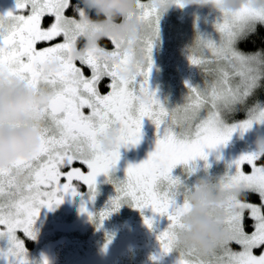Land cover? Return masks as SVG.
I'll list each match as a JSON object with an SVG mask.
<instances>
[{
	"label": "snow or ice",
	"instance_id": "snow-or-ice-1",
	"mask_svg": "<svg viewBox=\"0 0 264 264\" xmlns=\"http://www.w3.org/2000/svg\"><path fill=\"white\" fill-rule=\"evenodd\" d=\"M140 3L141 27L135 42L144 62L129 78L122 73L134 53L126 41L115 37L100 41L102 50L120 57V63L98 57L96 49L86 51L78 60L68 55L74 45H83L81 37L86 31L98 30V26L82 19L84 10H77L72 0H16L15 13L9 10L0 15V84L7 73L29 88H44L51 94L48 104L38 109L42 127L35 150L29 157L17 158L7 168H0V239L7 241L0 248V264H30L17 232L35 239L33 225L40 209L59 206L66 194L78 195V184L86 185L89 199H94L96 177H107L115 168L121 147L139 142L145 118L157 129L154 150L142 162L129 164L124 179L107 181L113 183L116 193L110 200L111 207L94 214L81 204L79 211L87 214L90 222L95 221L97 229L122 203L165 217L167 227L156 239L161 256L177 252L176 264H264L261 156H240L233 161L234 173L217 179L220 190L239 189L245 198L223 209L227 240L204 257L194 249L178 250L174 245L179 218L189 206L184 198L187 187L171 175L177 165H185L191 173L194 169L187 166L197 159L206 160V150L225 145L238 130L242 134L254 123H264V108L257 107L249 110L246 120L231 126L221 119L222 113L243 103L264 78V52L244 53L236 48L238 41H246L255 32L257 23H264V9H253L245 3L232 12L219 13L214 25L219 41L198 36L187 50L189 63L204 77L203 84L186 83L183 103L169 109L148 87L161 14L151 0ZM173 4L184 8L182 0H173ZM70 7L76 16L66 15ZM53 59L59 62V69L45 72L43 65ZM101 85L106 92L101 91ZM106 130L115 133L110 151L100 148ZM244 165L249 172L243 170ZM248 193L256 194L259 203L249 201ZM232 208L237 211L232 212ZM144 224L151 230L153 219L145 217ZM110 242L111 237L106 236L104 247ZM41 264H48L47 258L42 257Z\"/></svg>",
	"mask_w": 264,
	"mask_h": 264
},
{
	"label": "rangeland",
	"instance_id": "rangeland-1",
	"mask_svg": "<svg viewBox=\"0 0 264 264\" xmlns=\"http://www.w3.org/2000/svg\"><path fill=\"white\" fill-rule=\"evenodd\" d=\"M15 2L16 0H7L6 8L16 12L17 9L15 8ZM184 8L185 9L183 10L185 11L184 14H181V20H178L173 16L168 20L162 16V14L160 15L159 38L154 42L151 53L152 60L153 58H164L168 64H163L162 68L163 66H167L171 69V66L172 71H175L176 73L174 78L168 77L166 79L164 78L162 81V88L167 90L166 94L162 96V101H160L161 97H157V99L169 109L183 103L184 97L188 91L184 82L187 76L189 78V85L198 86L203 84L204 77L198 67L189 63L187 59V50L193 45L198 36L202 38H211L217 42L219 41V33L216 32L214 28L219 16L218 12L211 10L208 7L198 8L196 6H187ZM79 9H83L86 15L90 10L84 8L82 5ZM25 14L27 13L25 12ZM66 15L70 17L76 16L70 14ZM50 20L51 18H49V22ZM259 24L264 25V23H257L256 25ZM237 43L236 48L244 53L256 52H246L241 50ZM263 82L264 78H261L258 81L257 86L252 89L250 95L243 103L235 105L232 111H225L222 113L221 119L224 124L231 126L246 120L249 115V110L253 107L264 108V96L255 100L257 97H260L261 94L264 95ZM169 89L173 90L169 92ZM261 133H264V123H254L251 128L242 134L239 130L234 132L228 142L230 143L232 140L236 143L239 142L238 145H241L240 147H242L243 155L255 153L253 151L252 141L257 134ZM234 154L238 155V153ZM261 158L262 156L260 159ZM217 159L220 163L225 164L210 168V170L192 171L191 173L188 171H180L177 176L185 187L191 188L194 181L199 178L217 180L219 177L225 175V173H234L235 169L228 167V165L231 166V161L227 159L226 156L218 154ZM213 160V158L208 157L206 160L197 161L195 163V168L198 169L195 170H202L200 167L203 166L205 168V165H207L206 168L212 167L211 164H213ZM227 160L229 163H227ZM124 177L125 171H110L107 177L104 174H100L96 177V194L94 199H89V190L86 185L78 184L76 185L78 195H64L63 202L59 206H53L51 210L42 207L40 209L39 216L36 218L33 225V231L36 233L35 239H33V245L35 246L32 250L26 249L27 258L30 264H41L43 254H48V252L53 253V249L56 250V253H69L71 256L78 253L76 249H80V253H82L84 251L83 245H87L88 247H91L92 245L97 246L100 244L97 239L98 236L100 237L101 234L112 236L111 234L114 232L118 233L117 231L133 224L140 215H143V212L147 210V208L138 210L130 206L128 203H122L117 211L111 213L103 221L102 227L97 229L96 222H90L87 214L79 211L81 204L84 205L88 212L94 214L104 210L105 208L111 207L110 200L116 195V193L113 183L107 181L109 179L122 180ZM177 199L182 200L180 197ZM20 233L22 232H17V236ZM77 237H79L76 240L78 243L75 241V238ZM105 239L106 238H104V240ZM6 244L7 241L5 239H0V248L5 247ZM232 247L234 249L238 248L236 245H233ZM29 248L31 249L32 246ZM254 252L258 254L259 250L254 249ZM148 255L149 253H147L146 250L134 253L132 257L133 263L131 262V264H158L162 260H165V263L159 264H176L178 257V254L175 251L163 256L157 255L156 257H158V259L156 260L159 261L147 259Z\"/></svg>",
	"mask_w": 264,
	"mask_h": 264
},
{
	"label": "clouds",
	"instance_id": "clouds-1",
	"mask_svg": "<svg viewBox=\"0 0 264 264\" xmlns=\"http://www.w3.org/2000/svg\"><path fill=\"white\" fill-rule=\"evenodd\" d=\"M184 7H208L218 13L232 12L247 3L253 9H264V0H182ZM84 8L94 12L96 19L85 16L82 19L98 26L99 30H88L81 37L82 46H73L68 55L73 60L81 58L86 51L96 49V54L109 62L120 63V57L112 56L102 50L100 41L106 37H115L127 42L134 53L133 58L124 67V78L137 74L136 66L143 64L135 42L137 30L141 27L140 0H78ZM152 6L160 14L172 7L173 0H151ZM59 62L49 60L43 65L45 72H55ZM0 84V168H7L20 157H29L40 141L42 121L38 109L46 106L51 94L44 88H29L20 80L9 77L7 73ZM24 121L19 126L17 122ZM115 133L106 130L100 142L102 151H110ZM253 151L264 156V133L257 134L252 141ZM17 176L22 173L17 172ZM239 189L220 190L218 180L199 178L191 188H187L184 198L188 209L179 218V227L175 231L174 245L178 250L194 249L204 257L214 246L227 240L223 231V209L233 201L242 198ZM232 212L237 209L232 208Z\"/></svg>",
	"mask_w": 264,
	"mask_h": 264
},
{
	"label": "flooded vegetation",
	"instance_id": "flooded-vegetation-1",
	"mask_svg": "<svg viewBox=\"0 0 264 264\" xmlns=\"http://www.w3.org/2000/svg\"><path fill=\"white\" fill-rule=\"evenodd\" d=\"M6 1L7 0H0V15H3L5 12L9 11L6 8ZM72 5H74L77 10L81 6V4L78 3V0H72ZM183 9L185 8L179 9V7L173 5L165 13H163L162 16H164L168 20L172 16L178 20H181V14H184L185 11ZM66 14L76 15L77 13L73 10L72 7H70L67 10ZM87 16L91 17L92 19H96L95 14L92 10H89ZM104 43L110 47V44H108L107 41H105ZM163 64H168V62H166L164 58H153L152 69L148 78L149 90L155 92L156 98L161 97L160 101H162V96H164L167 92L166 89L162 88V81L164 80V78H174L176 76V73L175 71H172L171 66V69H169L167 66H163L162 68ZM188 79L189 78L187 76L184 80L185 84L189 83ZM105 83H107V81ZM172 90L173 89H169V92H171ZM101 91H107L104 85H101ZM156 139V127L149 119L145 118L142 121L141 138L139 142L135 146L129 145L120 148V159L118 160L115 168L111 171H125L129 164H137L142 162L147 158L148 154L154 150ZM238 143L232 140L230 141V143L227 142L225 145L217 146V148L215 149L206 150L208 153L207 158L211 157L214 159L212 162L213 164H211L212 167L204 168L202 166L200 167V169L202 170H195L198 169L195 168V163L201 159L190 162L187 167L193 168L194 171H203L210 170V168H214L219 165H224L225 163H220V161L217 159L218 154H223L227 157V159L231 161V166L228 165V167H232V169H235L233 161L237 160L240 156L243 155L242 147H240L241 145H238ZM234 153H238V155H235ZM227 163H229L228 160ZM78 165L79 164H77V166ZM243 170L245 172H249L250 169L247 165H244ZM180 171H186V166L177 165L172 170L171 175L178 178L177 174ZM177 200L178 202H182V200ZM252 203L258 204L259 202ZM145 217H151L153 219V227L151 230H149L148 227H146V225L144 224ZM248 223L250 224L251 221H248ZM167 224L168 220L165 217L158 216L152 213L150 209H147L143 212V215H140L133 224L122 228L120 231H117L118 233L114 232L113 234H111L112 236H114L116 233L114 237L110 236L112 237L111 242L107 244L106 248L104 247L106 242V239L104 240V238H106V235L101 234L100 237L102 239L99 236L97 238L100 244L97 246L92 245L91 247L83 245L84 251L82 250V253H80V249H76L78 253L71 256L69 255V253H56V250L53 249V253L48 252V254H43V257L47 258L48 264H131L134 253L141 250H146V252L149 253L147 259H151L152 257L160 255V248L156 236L160 231H163L167 227ZM18 236L24 241L25 249L32 250L34 248L35 245H33V239H26L27 237L25 238L22 233L18 234ZM78 238L79 237L75 238V241ZM76 242L78 243V241ZM30 246H32L31 249L29 248ZM164 261L165 260H162L159 263H165Z\"/></svg>",
	"mask_w": 264,
	"mask_h": 264
},
{
	"label": "trees",
	"instance_id": "trees-1",
	"mask_svg": "<svg viewBox=\"0 0 264 264\" xmlns=\"http://www.w3.org/2000/svg\"><path fill=\"white\" fill-rule=\"evenodd\" d=\"M237 45L241 50H244L246 52L257 51V50L264 52V25H260V24L256 25L255 32L251 34L246 41H238ZM263 96L264 95L261 94L260 97H257L256 99L255 98L254 99L257 100L258 98H261ZM259 162L264 163V156H262ZM242 197L245 198L243 195ZM246 198L252 202H259V197L254 193L246 194Z\"/></svg>",
	"mask_w": 264,
	"mask_h": 264
}]
</instances>
